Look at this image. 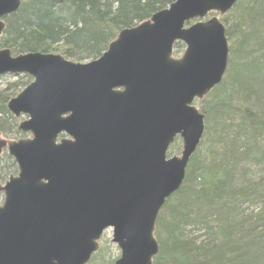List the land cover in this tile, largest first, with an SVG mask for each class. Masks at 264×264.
<instances>
[{
  "label": "water",
  "instance_id": "obj_1",
  "mask_svg": "<svg viewBox=\"0 0 264 264\" xmlns=\"http://www.w3.org/2000/svg\"><path fill=\"white\" fill-rule=\"evenodd\" d=\"M21 0H0L2 18ZM237 0H175L119 31L87 63L61 55L0 50V75L33 80L6 109L30 137L0 138L18 172L0 185V264H86L105 229L120 250L113 264H151L155 222L181 186L203 116L192 105L225 72L223 24ZM175 42L185 45L174 58ZM64 132L68 139L57 142ZM181 152L167 158L175 137Z\"/></svg>",
  "mask_w": 264,
  "mask_h": 264
},
{
  "label": "trees",
  "instance_id": "obj_2",
  "mask_svg": "<svg viewBox=\"0 0 264 264\" xmlns=\"http://www.w3.org/2000/svg\"><path fill=\"white\" fill-rule=\"evenodd\" d=\"M173 1L22 0L4 18L0 49L93 60L120 30ZM227 16V68L198 107L205 124L201 141L182 185L157 216L152 264H264V0H238ZM181 49L175 43V53ZM7 91L0 93V134L19 137L17 121L5 108ZM15 173L3 153L0 183ZM102 252L88 264H104Z\"/></svg>",
  "mask_w": 264,
  "mask_h": 264
},
{
  "label": "rangeland",
  "instance_id": "obj_3",
  "mask_svg": "<svg viewBox=\"0 0 264 264\" xmlns=\"http://www.w3.org/2000/svg\"><path fill=\"white\" fill-rule=\"evenodd\" d=\"M214 15H217L215 13H210L207 17H205V19L211 17V16H214ZM228 19V24L230 23V18H228L227 16V13L222 15V16H219V19L220 21L225 25V22H224V19ZM229 44V42H228ZM183 48L180 50L179 53H175V50L173 51V53L175 55H180V53L182 52ZM19 77H21V80H19L18 77H12V76H7V77H4L3 79H0V93H2L5 89H9L10 91H7V95H11L9 98L15 96L28 82V78L26 77L25 74H21L19 75ZM16 81H20L19 82V86L17 89H13L12 88V84H15ZM13 93V95L11 94ZM200 102L201 101H195V106L196 107H199L200 106ZM21 121V119H18V122ZM175 143V146L178 148V150L176 151H173V153H177L178 154H173L172 153V150L170 151L171 155H179L180 154V150H181V147H180V142H174ZM178 145V146H177ZM180 148V149H179ZM172 149V147H171ZM99 248L100 250H102V254L104 256V259H105V263L106 264H112L118 257H119V254H120V251L119 249L116 247V245L114 243L111 242V229H106L105 231H103L100 239H99ZM101 259L99 258L98 259V262L100 261ZM104 263V264H105Z\"/></svg>",
  "mask_w": 264,
  "mask_h": 264
}]
</instances>
